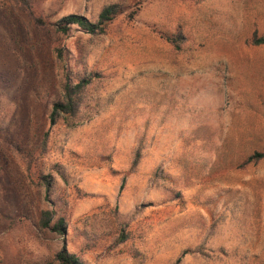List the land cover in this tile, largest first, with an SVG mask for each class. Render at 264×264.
Wrapping results in <instances>:
<instances>
[{"label":"rangeland","instance_id":"1","mask_svg":"<svg viewBox=\"0 0 264 264\" xmlns=\"http://www.w3.org/2000/svg\"><path fill=\"white\" fill-rule=\"evenodd\" d=\"M111 3L105 34L57 33ZM255 35L264 0H0V264H59L63 246L81 264H264ZM65 74L92 81L79 123L51 125Z\"/></svg>","mask_w":264,"mask_h":264},{"label":"trees","instance_id":"2","mask_svg":"<svg viewBox=\"0 0 264 264\" xmlns=\"http://www.w3.org/2000/svg\"><path fill=\"white\" fill-rule=\"evenodd\" d=\"M125 11L124 7L119 3H111L104 6L98 13L97 19L95 21L89 20L87 17L77 13H70L57 22L54 23L56 31L59 34L65 35L72 25H77L80 29L84 30L90 34H105L108 26L113 22V20ZM132 17V16H131ZM35 22L37 24H44L42 17H36ZM181 33L176 34V36L166 35V39L174 45L176 49L180 48L181 41L183 39ZM252 43L259 44L264 43V36H254ZM54 52L59 60H62L63 51L60 47H55ZM92 77L86 76L73 81L67 74L61 80L60 97L52 104L51 111L49 113L50 124L56 123V121L61 118L67 126H74L79 123L78 110L79 106L83 100V94L87 86L91 83ZM264 158V149L262 151H257L253 153L250 159L259 160ZM136 161L133 162V165ZM40 183L49 189L51 181L48 175L40 176ZM124 184V179L120 185L122 189ZM55 214L54 210L45 209L42 210L38 218V227L40 229H52L61 235L65 233L66 225L63 217H58L52 224V218ZM127 235L122 232L118 236V242L125 241ZM55 260L59 264H81L78 257L68 251L65 246H63L54 256Z\"/></svg>","mask_w":264,"mask_h":264}]
</instances>
